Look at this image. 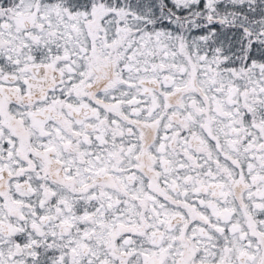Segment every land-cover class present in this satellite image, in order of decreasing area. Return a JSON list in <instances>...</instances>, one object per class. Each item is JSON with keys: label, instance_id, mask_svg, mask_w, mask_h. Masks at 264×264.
Masks as SVG:
<instances>
[{"label": "snow or ice", "instance_id": "6c2138e0", "mask_svg": "<svg viewBox=\"0 0 264 264\" xmlns=\"http://www.w3.org/2000/svg\"><path fill=\"white\" fill-rule=\"evenodd\" d=\"M0 264H264V0H0Z\"/></svg>", "mask_w": 264, "mask_h": 264}]
</instances>
